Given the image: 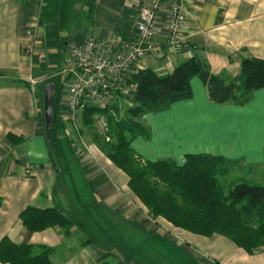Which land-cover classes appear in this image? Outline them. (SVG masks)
<instances>
[{
    "label": "crops",
    "instance_id": "0c3cea01",
    "mask_svg": "<svg viewBox=\"0 0 264 264\" xmlns=\"http://www.w3.org/2000/svg\"><path fill=\"white\" fill-rule=\"evenodd\" d=\"M149 1H89L92 22L86 32L71 40L63 39L65 48L86 38L103 42L133 40L140 7ZM172 1L164 0L151 49L137 69L151 68L166 75L197 51L212 74L233 80L240 74L243 59L264 60V0H177L184 16V45L179 51L166 46L165 24ZM42 5L43 0H0V241L6 237L16 245L52 248L53 264H103L110 255L118 254L106 253L102 243L83 244L85 233L77 228L67 234L57 226L31 232L20 219L21 212L29 206L44 209L56 203V174L39 93L42 82L53 76H33L34 67L39 66L36 54L40 52L43 33ZM35 28L38 32L32 39L26 30ZM190 88V99L141 117L139 122L148 129L149 138H134V153L145 161L167 160L177 166L193 154L261 164L264 88L253 92L250 101L242 106L214 103L198 78L191 80ZM109 102L106 107H127L121 96ZM65 111L59 105L58 118L89 188L127 227L133 226V232H126L124 237L136 246L137 258L142 257L137 264H264V250L248 254L221 235L205 237L175 228L163 219L154 222L129 190L128 177L99 146L84 141L80 133L73 137L72 126L63 120ZM8 134L17 138L8 141ZM56 198L65 206L59 191ZM151 238L164 241L152 242Z\"/></svg>",
    "mask_w": 264,
    "mask_h": 264
},
{
    "label": "trees",
    "instance_id": "16d2710c",
    "mask_svg": "<svg viewBox=\"0 0 264 264\" xmlns=\"http://www.w3.org/2000/svg\"><path fill=\"white\" fill-rule=\"evenodd\" d=\"M70 1L43 0L40 56L52 54V45L59 40L58 24L66 21ZM38 67L44 71V63L40 59ZM193 78L201 80L214 103L242 106L250 101L253 92L264 88V60L243 59L240 74L233 80L212 74L197 51L166 75H159L151 68L134 69L127 77V82L135 85L130 105L123 109L118 105L88 107L81 116L82 125L94 124L95 115L106 118L109 140L102 138V144L97 135L95 143L128 177L129 190L154 222L163 219L175 228L205 237L221 235L248 254L262 251L264 184L249 183L242 178L225 187L220 181L229 167L238 165L240 160L193 154L187 155L184 163L177 166L167 160H142L131 148L134 138H149L148 129L139 122L141 117L165 111L175 102L190 99ZM61 82L59 77L53 76L40 86L44 89L51 83L54 88L48 146L56 174V203L44 209L29 206L21 212L20 219L31 232L57 226L67 234L72 228H77L85 233L83 244L102 243L106 251L130 257L131 253H137L133 248L136 246L127 242L126 232L121 235L119 231V227L126 223L91 191L80 161L74 156L64 134V126L58 118L63 91ZM42 103L44 106V98ZM15 138L11 134L6 137L8 141ZM57 191L65 199V206L56 198ZM112 225L119 233L110 234ZM53 252L52 248L16 245L6 237L0 241V262L4 264H53L50 259Z\"/></svg>",
    "mask_w": 264,
    "mask_h": 264
},
{
    "label": "built area",
    "instance_id": "2783aa9c",
    "mask_svg": "<svg viewBox=\"0 0 264 264\" xmlns=\"http://www.w3.org/2000/svg\"><path fill=\"white\" fill-rule=\"evenodd\" d=\"M163 2L150 0L140 7L133 40L103 42L86 38L67 44L65 68L55 76L63 78L60 101V105L66 109L63 120L72 126L78 136L77 120L86 108L106 107L115 96H121L125 105H130L135 85L128 83L127 77L138 68L140 61L151 49ZM183 23L180 5L174 0L167 9L165 24L168 48L176 51L183 48ZM37 32V28L27 29L26 35L34 37ZM26 174H29V170H26Z\"/></svg>",
    "mask_w": 264,
    "mask_h": 264
},
{
    "label": "rangeland",
    "instance_id": "374dc122",
    "mask_svg": "<svg viewBox=\"0 0 264 264\" xmlns=\"http://www.w3.org/2000/svg\"><path fill=\"white\" fill-rule=\"evenodd\" d=\"M92 0H72L70 9H69V14H68V21L66 20L65 22L60 21L58 24V36L60 39L58 42L54 45H52V54L49 56L48 54H45L46 56H40V54H36V56L44 63V71L41 72L39 67L35 68L33 70V76L34 78L41 77V76H55L57 73H59L61 70L65 68V54H64V48H63V42L65 40H71L73 39L77 34H81L83 32H86L89 23L92 22V14L90 15L89 13V4L88 2ZM41 38V37H40ZM34 39V37H32ZM41 50V48H39ZM37 75V76H36ZM39 93L40 96L43 97L44 94V89L41 87L39 88ZM43 99V98H42ZM123 106H125L123 104ZM94 124L90 126H83L82 125V119L77 121V127L80 133V137L84 141H92V142H97L96 136L99 135V138L102 142L105 139L108 141L109 139L107 138V125H106V118L104 116H98L95 115L93 117ZM81 121V122H80ZM71 133L73 137L77 138V134L74 133V130L71 129ZM72 137V138H73ZM103 144V142H102ZM264 154V153H263ZM228 173L223 176L220 181L225 187H230V185H233L237 182H239L240 179L245 178L249 183H254V184H264V160L261 164L259 165H247V163H244L243 161H240L238 165L229 167ZM117 224V223H116ZM120 234L125 232H133V227L132 225H129V227L125 226H120L119 227ZM116 230V232L114 231ZM117 230V227L114 225L111 226V235L112 232L119 233ZM129 233V234H130ZM119 235V234H118ZM121 238V237H120ZM152 239L153 241L156 242H161L164 241L163 239ZM131 247V246H130ZM105 252L108 253V251ZM141 253V252H140ZM118 256V257H117ZM110 255L107 259L104 260L106 264H137L136 261L141 262V258H137L138 253H131L130 257L125 256L122 257L119 254L118 255ZM143 256V255H142ZM139 257V256H138ZM149 258L153 260V256L149 255ZM147 260V259H146ZM145 260V261H146ZM139 262V263H140ZM152 262V261H151ZM165 264H169L167 261Z\"/></svg>",
    "mask_w": 264,
    "mask_h": 264
},
{
    "label": "water",
    "instance_id": "95a60500",
    "mask_svg": "<svg viewBox=\"0 0 264 264\" xmlns=\"http://www.w3.org/2000/svg\"><path fill=\"white\" fill-rule=\"evenodd\" d=\"M53 84L49 83L44 87V124L46 137L49 138V128L52 122V111H53Z\"/></svg>",
    "mask_w": 264,
    "mask_h": 264
}]
</instances>
